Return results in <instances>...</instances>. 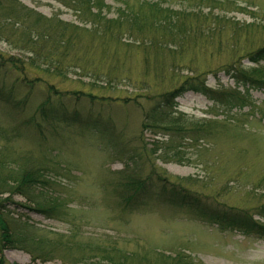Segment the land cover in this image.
Instances as JSON below:
<instances>
[{"label":"rangeland","instance_id":"374dc122","mask_svg":"<svg viewBox=\"0 0 264 264\" xmlns=\"http://www.w3.org/2000/svg\"><path fill=\"white\" fill-rule=\"evenodd\" d=\"M17 1L45 19L80 25L78 14L66 4L68 0ZM121 1L134 9L138 2H162L176 11H201L207 20L201 18L197 28L195 18L190 17L193 36H184L182 42L169 47L181 53L175 70L171 69L174 61H164L163 56L145 59L137 44L105 42L84 33L73 40L81 58L74 62L75 53L70 52L67 62L73 64L61 78L28 70L30 77L39 76L42 81L36 89L27 90L15 85V74H0V87L4 84L11 99L16 98L8 104L0 98V162L5 166L0 170V185L4 179L11 186L10 174L22 165L41 167L50 183L36 187L34 194L37 200L54 198L59 204L53 214L41 213L35 201L1 187L0 235L5 223L14 240L25 239L24 247H2L0 242L4 264H74V258L81 254L77 246L83 244L126 257V264L139 259L140 264H165L163 258L178 255L188 264H264V238L245 237L209 224L204 216H198L197 209L186 206L152 200L146 206L126 209L112 192L119 172L127 168L145 177L153 162L156 175L164 174L170 182L186 185L206 211L226 207L253 211L254 206L264 204V91H250V106L233 109L240 122H223V115H228L224 107L202 94L187 92L175 101L177 113L188 121H220L227 131L223 129L217 140L195 145L188 142L175 158L165 162L147 151L148 164L146 155L141 157L138 151L140 146L150 149L157 139L149 132L140 136L144 114L159 95L178 87L185 76L202 75L213 91L235 88L223 68L234 63L252 66L246 57L264 47V0H104L111 7L103 10L108 19L122 6ZM29 22L25 20V27ZM5 29L17 33L9 41L0 38V55L25 61L27 52L12 45L18 40L19 28ZM104 50L106 56L101 55ZM48 83L71 98L63 101L64 106L103 123L109 131L107 138L93 129L39 119L35 110L47 96ZM78 91L100 99L76 101L72 93ZM56 98L52 95L50 99L59 104ZM254 220L264 222V217ZM71 239L74 242H67ZM48 242L58 247L59 243L71 245L68 258H62L66 255L63 246L53 249ZM102 255L86 256L102 260Z\"/></svg>","mask_w":264,"mask_h":264},{"label":"trees","instance_id":"16d2710c","mask_svg":"<svg viewBox=\"0 0 264 264\" xmlns=\"http://www.w3.org/2000/svg\"><path fill=\"white\" fill-rule=\"evenodd\" d=\"M68 1L66 4L78 14L79 26L62 21H54V19H45L37 13L26 10L19 5L17 0H0V38L4 37L9 41L8 39L12 38V35H16L17 31L15 33L14 27L17 25L20 35L17 36L18 40L15 41L19 43L14 41V44H12L13 48L21 52L25 51L28 54L25 61L16 57L4 58L0 55V69H2L0 74L3 72L15 74L16 78L13 82H16L15 85L19 88L34 90L42 81L39 76L30 77L28 70L36 71L39 75L46 73L55 75L57 78L64 76L65 70L70 67V64H73V62H67L70 52L73 51L75 53L74 62L81 58L78 57L79 51L77 47H74L76 44L73 40L84 33H89L95 39L100 37V40H105V42L111 41L117 44L122 43L124 40L123 43H126V45L137 44L136 46L141 48V53L145 59L149 55L155 59H160L163 56L162 60L164 61L166 59L174 61L171 64V69L175 70L176 59L181 57V53L177 50H169V47L182 42L184 36H193L191 32L194 29L193 27L192 29L189 28L190 17L195 18L196 22H194L197 28L201 27V18L205 20L204 22L207 20L206 16L199 10L196 14L176 11L164 6L162 2H138L137 7L134 9L128 6L127 1H121L122 6L116 9L113 18L108 19L107 13H104L103 10L107 8L110 11L111 7L105 5L104 0ZM71 3L73 4L71 5ZM214 3L217 6L222 5V3L215 1ZM26 19L31 20L27 27H25ZM7 26L14 30L7 32L5 29ZM153 32H156V34L153 35ZM151 34V37H145V35L150 36ZM101 55L106 56L107 52L105 50L101 51ZM246 59L252 66L244 67L240 63H234L223 68V72L230 75L235 83V88L229 92L213 91L206 85V78L202 75L193 74L185 76L178 87L171 91H166L157 97L155 104L144 114L141 123L140 136H143L145 132H149L154 137H157V139L152 141L150 149H147L146 146H140L138 149L141 157L142 153L146 155V163L149 164L150 159L147 151L151 155H156L157 160L165 162L175 158L176 154H179L178 150L180 147L187 145L188 142L192 143L190 145H195L202 140H217L222 135V132L227 131V128L223 127L220 121H188L184 115L177 113L175 101L187 92L202 94L213 100L215 105L224 107L228 115H223L225 118L222 120L223 122H227L226 120L240 122V119L236 118L233 113V109L241 110L250 106V91H264V66L260 65L264 62V47L249 54ZM163 63L162 68L164 67ZM157 67L156 69H158ZM190 73L193 72L190 71ZM3 85L0 87L1 101L7 104L14 102L16 98L14 97V100L11 99L7 94V88ZM240 88L243 90L239 91ZM47 89L46 98L40 102L35 110L39 119L45 123L49 122L50 124L63 125L64 127L79 126L89 130L93 129L97 133L105 135V137L109 134V131L104 130L108 129L103 127V123L93 120L90 116L82 115L75 109L71 110L64 106L63 101L71 100L70 97L65 98L63 96H68V94L58 90L53 84L47 85ZM10 92L12 93V91H9V94ZM52 95L57 97L56 101L59 104H56L53 100L51 101ZM72 96L76 101L87 97L91 102L92 100L100 99L98 96L82 91L73 92ZM34 121H36L35 117L31 119L32 123ZM37 126L39 125L37 124ZM108 128L111 129V127ZM151 163L148 168L149 173L145 177L140 176L134 171L135 169L133 172L137 174L130 173L127 168L123 170L124 172L117 174L119 177L118 183L115 182L112 192L121 199L120 203L124 205L120 204L122 207L126 209L140 208L146 206L152 200L174 207L186 206L189 209H197L198 216H204L209 224L212 223L220 228L237 231L245 237L257 236L264 238V222L254 220V217H264V204L254 206L253 211L235 207L215 208L206 211L201 208L202 205L199 198L191 196V190L186 185L172 183L164 174L156 175L154 172L157 167L155 163ZM4 168V164L0 162V170ZM45 170L41 167H26V165H22L16 171H12L13 175L12 173L10 174L9 178L13 182L11 186H8L6 181L1 179V182L5 183V185L1 184L0 190L1 187H9V190L13 193L22 194L29 200L35 201L39 212L53 214L58 209V202L54 198L52 201H46L44 198L37 200V195L34 194L36 187H43L50 183L43 174ZM1 228L3 231L0 235L2 247L14 244L24 247L22 244V242H25L24 238L21 237L14 240L12 238L13 235L8 233V227L5 223ZM73 240L71 239L67 242H74ZM47 245L53 249L63 246L61 243H59L61 245L59 247L54 246L50 242ZM63 247L66 255H62V258L67 259L72 246L67 244ZM77 248L81 254L79 257L74 258V264H126V257L114 255V252L110 250L93 247L90 244L79 245ZM94 249H96L97 253L103 254L102 260H95L94 257L86 256L87 254L96 253ZM164 259L168 261H164ZM140 260H136L134 264H140ZM163 262H166L165 264H188L181 255H178L177 258H163ZM0 264H4L1 249Z\"/></svg>","mask_w":264,"mask_h":264},{"label":"bare ground","instance_id":"6f19581e","mask_svg":"<svg viewBox=\"0 0 264 264\" xmlns=\"http://www.w3.org/2000/svg\"><path fill=\"white\" fill-rule=\"evenodd\" d=\"M9 259H11V258L9 257Z\"/></svg>","mask_w":264,"mask_h":264}]
</instances>
